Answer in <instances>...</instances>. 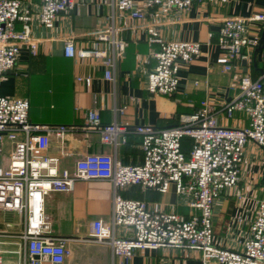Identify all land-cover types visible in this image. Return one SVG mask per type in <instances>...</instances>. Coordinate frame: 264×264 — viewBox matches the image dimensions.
Returning <instances> with one entry per match:
<instances>
[{
  "label": "built area",
  "instance_id": "2783aa9c",
  "mask_svg": "<svg viewBox=\"0 0 264 264\" xmlns=\"http://www.w3.org/2000/svg\"><path fill=\"white\" fill-rule=\"evenodd\" d=\"M199 0H112V20L129 17L142 21L148 32L147 42L156 64L148 73L147 89L151 94L172 95L179 84L182 64L201 53V43L193 40H166L159 30L162 21H144L157 11L188 9ZM225 4L229 0H205ZM75 0H41L39 22L53 27L61 12L74 10ZM117 14H114V11ZM217 59L224 70H231L235 60H250L249 48L257 41L248 34L254 21L264 23V13L249 16L227 14L219 17ZM32 16L21 11L20 0H0V76L14 70L21 49L38 51L39 40L31 35ZM21 23L22 28L16 27ZM121 26L111 25L95 31L97 45L78 49L74 38L64 40L67 57L101 59L104 77L115 79V62L126 49L120 37ZM212 37V32L209 33ZM92 74L84 80L90 82ZM78 80H83L79 77ZM199 82L196 81V84ZM237 93L224 104L227 118L236 111L245 113L249 123L243 127L222 125L208 99L193 113L182 114L176 124L156 126L139 124L143 161L126 164L111 153L90 152L77 159L72 167H62L61 158L71 153L64 142L73 125L35 123L29 116L30 101L25 97L0 95V210L17 214L18 231L0 230V264H64L73 250L72 240L106 244L111 264H125L136 249L187 247L199 250L202 264H264V190L257 201L254 219L242 248L217 245L214 241L213 204L226 189L241 178L248 142L264 150V73L253 77L246 72L237 82ZM98 100H95L97 103ZM126 106L118 108L123 114ZM88 126H99L101 140L115 148L125 142L127 124L117 121L101 124L98 108L87 114ZM51 134L61 142V153L50 154ZM190 140L188 151L184 149ZM6 142L12 148L8 163L2 152ZM109 180L112 184V213L108 220L89 222L82 238L55 235L45 213V199L51 192H69L79 181ZM174 186L181 203L192 209L188 216L154 207L146 200L129 198L123 190L138 186L142 190L168 192ZM197 210V212H195Z\"/></svg>",
  "mask_w": 264,
  "mask_h": 264
},
{
  "label": "crops",
  "instance_id": "0c3cea01",
  "mask_svg": "<svg viewBox=\"0 0 264 264\" xmlns=\"http://www.w3.org/2000/svg\"><path fill=\"white\" fill-rule=\"evenodd\" d=\"M20 1L21 11L32 16L30 32L39 40L38 51L32 54L27 46L22 47L14 70L0 76V95L27 98L30 101L29 116L35 123L74 126L66 135L64 147L71 154L61 158L62 167H72L77 159L90 152L111 153L126 164H140L143 154L136 126L171 125L180 115L195 112L204 99L214 106L220 124L232 127L248 125L249 118L245 113L236 111L233 117L227 118L223 106L236 95L241 75L248 72L258 77L264 73V59H255V65L256 47L249 48L246 52H250V60H235L231 70H224L217 61L222 53L217 45L219 17L264 13V0H229L225 4L199 0L188 9L153 10L157 11L156 14L144 21H162L159 30L164 39L201 43L200 55L182 64L179 84L172 95L148 91V73L156 64L151 52L157 46L148 44V32L140 25L142 21L129 17L111 19L112 0H75L74 10L61 12L50 28L43 26L38 19L41 0ZM114 14H117L116 10ZM113 24L122 27L119 35L127 43L122 56L116 59L114 80L105 79V66L101 59L64 55L66 37L72 36L78 49L91 48L99 43L96 42L95 31ZM16 27L21 29V23ZM263 31L264 23L254 21L249 25L248 34L258 42ZM211 32L212 37L209 36ZM89 73L92 79L87 82L84 78ZM79 77L83 80H78ZM122 106H126V110L119 114L116 110ZM91 108L100 110V125L114 121L127 124L125 142L120 141L116 148L104 143L99 126L87 124ZM50 139L49 153L60 154V140L55 134H51ZM11 148L10 142H6L2 152L5 163H8ZM263 190L264 150L256 143L248 142L240 181L233 188L226 189L213 204L214 241L217 245L242 248ZM122 193L184 216L193 212L180 202L173 185L164 193L155 189L142 190L138 186L126 188ZM112 199V184L102 179L79 181L69 192H51L45 199V213L53 234L85 237L91 220L110 218ZM4 216L8 226L18 227L17 214L5 211ZM1 230L11 231L7 228ZM81 241L70 242L73 253L64 264H111L108 245ZM125 264H202V261L199 250L161 247L157 250L136 249L134 256Z\"/></svg>",
  "mask_w": 264,
  "mask_h": 264
},
{
  "label": "water",
  "instance_id": "95a60500",
  "mask_svg": "<svg viewBox=\"0 0 264 264\" xmlns=\"http://www.w3.org/2000/svg\"><path fill=\"white\" fill-rule=\"evenodd\" d=\"M261 57L264 59V31H263L262 36H261L260 40L258 41V44H257L256 49L254 51V60L255 59L260 60ZM244 64H246L245 60H244ZM254 64L255 65L257 64L256 60H255ZM262 72H264V70Z\"/></svg>",
  "mask_w": 264,
  "mask_h": 264
},
{
  "label": "rangeland",
  "instance_id": "374dc122",
  "mask_svg": "<svg viewBox=\"0 0 264 264\" xmlns=\"http://www.w3.org/2000/svg\"><path fill=\"white\" fill-rule=\"evenodd\" d=\"M4 210H0V230L1 229H9L11 231H18L20 227H16V226H8L5 219L6 217L4 216ZM83 241V240H82ZM81 241V242H82ZM74 246V245H73Z\"/></svg>",
  "mask_w": 264,
  "mask_h": 264
},
{
  "label": "trees",
  "instance_id": "16d2710c",
  "mask_svg": "<svg viewBox=\"0 0 264 264\" xmlns=\"http://www.w3.org/2000/svg\"><path fill=\"white\" fill-rule=\"evenodd\" d=\"M178 120L179 119H177L176 121L171 122V125L176 124L178 122ZM189 148H190V140L187 139L185 141V143H184V149H185V151H188Z\"/></svg>",
  "mask_w": 264,
  "mask_h": 264
}]
</instances>
